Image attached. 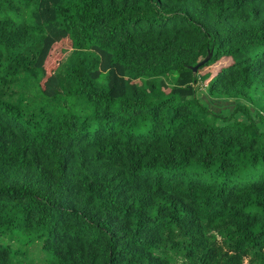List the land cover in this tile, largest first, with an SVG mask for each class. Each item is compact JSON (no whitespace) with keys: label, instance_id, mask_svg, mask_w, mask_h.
Returning a JSON list of instances; mask_svg holds the SVG:
<instances>
[{"label":"trees","instance_id":"16d2710c","mask_svg":"<svg viewBox=\"0 0 264 264\" xmlns=\"http://www.w3.org/2000/svg\"><path fill=\"white\" fill-rule=\"evenodd\" d=\"M258 104L264 0H0V264H264Z\"/></svg>","mask_w":264,"mask_h":264},{"label":"rangeland","instance_id":"374dc122","mask_svg":"<svg viewBox=\"0 0 264 264\" xmlns=\"http://www.w3.org/2000/svg\"><path fill=\"white\" fill-rule=\"evenodd\" d=\"M67 53V50L64 52V54ZM171 79L173 76H170ZM196 91H197V94L199 95V91H204V96L205 98H207V91L205 89L204 86H202L200 83H196ZM219 98L217 99H212V98H209V103L207 104L208 107L210 108H213V109H220L222 113L224 114H227L230 112V106L232 104V100L233 98L231 99H228V100H222L224 99L223 97H220V96H217ZM231 101V102H230ZM257 110H261L262 113H264V110H263V107L261 104H258L257 107H256ZM201 112L198 111L197 114H200ZM237 116H240L242 117V119H244V115L241 113V112H237L236 113ZM235 115V116H236ZM217 123H222L221 120H217ZM261 126L262 128H264V120L261 122ZM8 235H9V232L6 231L3 235H0V238H2L4 241H7V242H11L13 244L14 247H21L23 248L24 245H22L20 243L19 240H16L15 238H8ZM26 249H27V253H26V258L28 259L29 257L31 258V263L30 264H39V260L42 256V251L40 250L39 248V242L38 240H35L33 241L32 243H29L28 245L25 246Z\"/></svg>","mask_w":264,"mask_h":264},{"label":"water","instance_id":"95a60500","mask_svg":"<svg viewBox=\"0 0 264 264\" xmlns=\"http://www.w3.org/2000/svg\"><path fill=\"white\" fill-rule=\"evenodd\" d=\"M210 54H211V51L208 50L207 53L202 57V59L198 60L195 64L189 66L190 69L192 70V72H194V71L196 70V67H197L200 63L204 62V61L210 56Z\"/></svg>","mask_w":264,"mask_h":264},{"label":"crops","instance_id":"0c3cea01","mask_svg":"<svg viewBox=\"0 0 264 264\" xmlns=\"http://www.w3.org/2000/svg\"><path fill=\"white\" fill-rule=\"evenodd\" d=\"M200 93H199V95L197 94V91H195V95H196V97L199 99V100H201L202 102H206V99H208L209 97H207V98H205V96H204V91H199ZM208 96V95H207ZM237 113V112H236ZM236 113H235V115H236ZM236 117L238 118V119H242V117H240V116H237L236 115ZM260 125H261V123H260Z\"/></svg>","mask_w":264,"mask_h":264}]
</instances>
